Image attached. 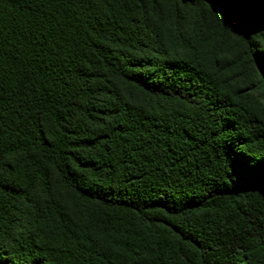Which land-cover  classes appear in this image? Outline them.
I'll return each mask as SVG.
<instances>
[{"label":"trees","instance_id":"obj_1","mask_svg":"<svg viewBox=\"0 0 264 264\" xmlns=\"http://www.w3.org/2000/svg\"><path fill=\"white\" fill-rule=\"evenodd\" d=\"M262 15L0 0V264H264Z\"/></svg>","mask_w":264,"mask_h":264},{"label":"rangeland","instance_id":"obj_2","mask_svg":"<svg viewBox=\"0 0 264 264\" xmlns=\"http://www.w3.org/2000/svg\"><path fill=\"white\" fill-rule=\"evenodd\" d=\"M245 48L241 44V40L237 39L232 33L226 32L223 37V47L221 57H228L233 59L237 54L241 56L243 64L237 63L229 67L224 66L222 75L224 79H228L231 87H237L240 92L248 95H254L256 97H262V89L259 86L257 76H254L256 70L252 68V72L249 73L244 65ZM257 56V55H256Z\"/></svg>","mask_w":264,"mask_h":264},{"label":"snow or ice","instance_id":"obj_3","mask_svg":"<svg viewBox=\"0 0 264 264\" xmlns=\"http://www.w3.org/2000/svg\"><path fill=\"white\" fill-rule=\"evenodd\" d=\"M208 2L212 4L225 22L229 23V26L235 27L232 22L237 16L238 10L251 5L254 0H208ZM262 20H264V15H262ZM257 67L264 70V53L258 55Z\"/></svg>","mask_w":264,"mask_h":264}]
</instances>
